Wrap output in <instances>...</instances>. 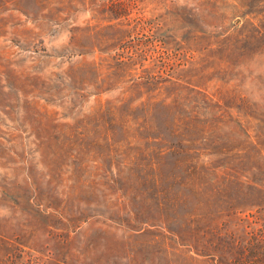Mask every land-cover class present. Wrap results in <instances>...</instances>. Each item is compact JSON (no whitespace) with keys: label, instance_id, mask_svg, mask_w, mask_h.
<instances>
[{"label":"rangeland","instance_id":"1","mask_svg":"<svg viewBox=\"0 0 264 264\" xmlns=\"http://www.w3.org/2000/svg\"><path fill=\"white\" fill-rule=\"evenodd\" d=\"M0 264H264V0H0Z\"/></svg>","mask_w":264,"mask_h":264},{"label":"trees","instance_id":"2","mask_svg":"<svg viewBox=\"0 0 264 264\" xmlns=\"http://www.w3.org/2000/svg\"><path fill=\"white\" fill-rule=\"evenodd\" d=\"M183 230H179L176 231V235L179 241H181L182 244L186 243L188 244L190 250H195L197 253L199 254H205V249L203 250H198L200 247H202L201 245H199V236H182L184 235V232H182ZM201 251V252H198Z\"/></svg>","mask_w":264,"mask_h":264}]
</instances>
